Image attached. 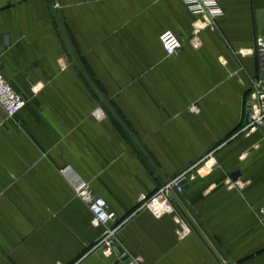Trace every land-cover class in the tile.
I'll return each instance as SVG.
<instances>
[{
  "label": "crops",
  "instance_id": "1",
  "mask_svg": "<svg viewBox=\"0 0 264 264\" xmlns=\"http://www.w3.org/2000/svg\"><path fill=\"white\" fill-rule=\"evenodd\" d=\"M216 1L210 25L182 0H0V73L26 100L0 107V264H264V129L240 132L264 0ZM63 172L127 219L122 255L90 252L104 228ZM179 174L186 236L139 209Z\"/></svg>",
  "mask_w": 264,
  "mask_h": 264
},
{
  "label": "built area",
  "instance_id": "2",
  "mask_svg": "<svg viewBox=\"0 0 264 264\" xmlns=\"http://www.w3.org/2000/svg\"><path fill=\"white\" fill-rule=\"evenodd\" d=\"M187 8L195 15L203 16L208 24L214 25L216 20L222 16V9L216 0H182ZM52 9H58V4L53 2ZM197 29L188 40L194 48L199 47L197 41ZM159 42L168 55L175 54L182 46L181 40L172 32L165 31L159 36ZM255 52L258 58L260 71L264 74V31L255 38ZM26 100L18 95L10 83L0 73V107L6 117L13 118L25 106ZM246 117L241 133H248L256 129H264V79L253 82L246 100ZM104 115L100 113L99 116ZM64 173L66 180L72 187L74 196L87 207L91 214V224L94 227H103L104 231L98 240L91 246L90 252H99L102 257L110 258L114 255L116 246L115 234L126 223L127 219L118 220L111 211L107 202L94 194L86 181L78 180L72 173ZM185 180L184 174L169 179L161 180L156 190L149 196L140 198L139 209L148 210L154 218H160L166 214H172L175 222L180 225L178 231L180 236H186L191 232L188 225L184 224L181 214L177 209L179 205L178 194L184 189L181 182ZM257 217L264 227V204L258 209ZM110 224L113 226L110 227Z\"/></svg>",
  "mask_w": 264,
  "mask_h": 264
},
{
  "label": "water",
  "instance_id": "3",
  "mask_svg": "<svg viewBox=\"0 0 264 264\" xmlns=\"http://www.w3.org/2000/svg\"><path fill=\"white\" fill-rule=\"evenodd\" d=\"M233 175H235V174H233ZM186 180H183L182 182H181V184L183 185V189H184V185L186 184ZM114 252H115V254L117 255V256H120V255H122V253H123V250H122V248L120 247V246H115V249H114ZM124 263H126V264H128L129 263V261H130V259L127 257V256H123V258L121 259Z\"/></svg>",
  "mask_w": 264,
  "mask_h": 264
}]
</instances>
